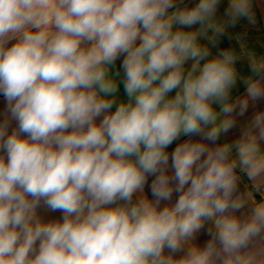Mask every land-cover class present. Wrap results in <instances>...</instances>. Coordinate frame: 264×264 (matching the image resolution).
<instances>
[{
    "label": "clouds",
    "instance_id": "obj_1",
    "mask_svg": "<svg viewBox=\"0 0 264 264\" xmlns=\"http://www.w3.org/2000/svg\"><path fill=\"white\" fill-rule=\"evenodd\" d=\"M220 3L0 0V264H264V111L217 143L264 99V55H211L256 23Z\"/></svg>",
    "mask_w": 264,
    "mask_h": 264
},
{
    "label": "crops",
    "instance_id": "obj_2",
    "mask_svg": "<svg viewBox=\"0 0 264 264\" xmlns=\"http://www.w3.org/2000/svg\"><path fill=\"white\" fill-rule=\"evenodd\" d=\"M197 2L198 0H183V4L180 6L187 5L191 7ZM228 2L229 0H221V3L219 4L216 13V18L218 20L225 19V10L228 6ZM253 10L255 13L256 23L253 25L249 23L247 18H240L235 24V26H229L227 28L226 34L220 38L218 44L214 46L209 45L211 49V55L215 56L220 51L228 50V49H233L239 52L240 46H239V42L236 39L237 36H240L242 38V40L247 44L249 50L255 51L258 55H264V0H253ZM193 27L196 28L199 27V25ZM122 59L123 57L121 56L114 65V69L120 70L121 77L123 76V71L120 68ZM190 63L191 62H189V65ZM236 68L241 77L250 74V66L246 60H238L236 62ZM174 94L175 92L170 93L169 95L172 96ZM245 94H246V89L243 84V81L238 80L237 85L234 86L231 91V97L232 99H235L236 97H243ZM117 95L119 99H125V100L127 99L122 83L120 84L119 92ZM214 106L218 110L219 106L218 105H214ZM6 109H7V101L5 100L3 95L0 94V120H3ZM256 111H264V99H260L256 101L254 105L250 102L247 112L243 116H237L236 126L233 129H231L227 134H222L220 139L217 141V143H223L225 141L235 140L240 135L241 129L244 126H246L248 122H250ZM15 127H16V122L12 121L11 126L9 128V132H11V130ZM184 139H188V137L182 136L179 140L173 142V144L169 146L167 151L171 153L176 147V144L182 142ZM192 139L199 140L201 139V137L193 136ZM262 147H264V145H262ZM169 163L171 164V158ZM152 179H154V177L150 176L148 178V184L145 185V194L148 196L149 199H153L149 187ZM240 187L241 189H243V184H241ZM133 199H135V197ZM175 199H176V195L174 194L173 200ZM163 203L165 202H162V206ZM38 214L45 221L60 219L62 217V212L60 211L53 212L43 206L38 208ZM206 229H207V225L205 226L204 230H202L200 233L197 234L196 237V242L199 243L201 246H203V244H205L206 241L210 238L206 234Z\"/></svg>",
    "mask_w": 264,
    "mask_h": 264
}]
</instances>
